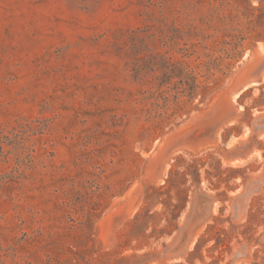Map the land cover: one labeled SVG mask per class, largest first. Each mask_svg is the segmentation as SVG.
<instances>
[{
	"label": "rangeland",
	"instance_id": "obj_1",
	"mask_svg": "<svg viewBox=\"0 0 264 264\" xmlns=\"http://www.w3.org/2000/svg\"><path fill=\"white\" fill-rule=\"evenodd\" d=\"M0 264H264V0H0Z\"/></svg>",
	"mask_w": 264,
	"mask_h": 264
}]
</instances>
